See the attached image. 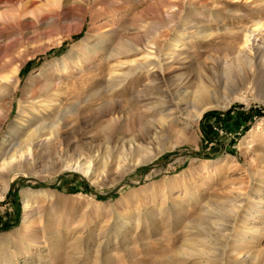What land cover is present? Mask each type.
<instances>
[{"label":"rangeland","instance_id":"rangeland-1","mask_svg":"<svg viewBox=\"0 0 264 264\" xmlns=\"http://www.w3.org/2000/svg\"><path fill=\"white\" fill-rule=\"evenodd\" d=\"M256 24L264 0H0V146L19 148L44 122L65 150L40 151L5 192L0 180V264H264V207L247 220L233 214L242 197L264 200V68L240 90L252 91L246 101L198 121L183 98L204 81L225 100L247 74L235 58ZM152 42L157 56L176 43L187 49L168 71L158 63L155 74L132 75ZM70 57L82 68L58 73ZM119 62L130 77L111 92L108 66ZM19 66L12 95L2 81ZM46 75L56 88L39 92ZM54 91L62 120L37 107ZM178 98L175 116L161 120L157 101ZM89 160L92 178L62 168Z\"/></svg>","mask_w":264,"mask_h":264},{"label":"bare ground","instance_id":"bare-ground-1","mask_svg":"<svg viewBox=\"0 0 264 264\" xmlns=\"http://www.w3.org/2000/svg\"><path fill=\"white\" fill-rule=\"evenodd\" d=\"M109 32H107V34H109ZM104 44H105L104 41H102L101 45H99L98 47H87L86 49H84L83 60H85L87 63H90L92 59L94 58L97 50L100 49ZM159 47L161 46L159 45ZM170 47L171 49H169L168 51L165 50L164 53H162L161 55L159 54L157 56L158 53L156 54V52L158 49H157L156 43L155 42L150 43L145 49V55L143 56L144 61L142 63H137L135 65L130 66L132 75L139 76L145 73L147 76L148 75L150 76L152 74H155L157 71V68L159 69V66L157 67L158 63H161V65L166 66L165 69L167 67H172L174 63H176L178 60L182 58V54L184 51H186L187 48H186L185 42H182L180 44L176 43V44H173L172 46L170 45ZM263 50H264V24L263 25L256 24L252 29L247 30L244 40L240 43L237 49V54L235 58L236 63L238 64V67H240V69H241V66H245L248 68L247 74H244L238 80V82H236L237 86L235 83V87L229 89L227 96H225V100L221 101L219 99H216L214 96H212L210 92H208L209 91L208 85H206L204 81L200 82V84L196 87L194 92L188 95H185L184 97L181 96L184 99L185 97H189L188 99L190 102L188 101V104L185 107L188 106V109L190 107L194 110L193 113H191L194 121L200 120L202 116L205 115V113H207L211 109H221V110L227 109L228 106L231 104V102L237 101V100L246 101L247 94L248 95L251 94L252 96V91H248L247 94H243L240 92V90L244 87V85L246 84L248 80H251V78H257L262 73L261 69L262 67L264 68V57L262 56ZM119 51H120V48H119ZM121 53H123V51ZM115 55L118 56L119 54H117V52H115L114 54V50H113L111 53H109L108 58L113 59ZM259 55H260V60L257 61V57L259 58ZM70 61L71 62L63 64V65L57 64L56 66L58 68L55 67L57 69V72L58 73L61 72L62 74L68 76V73L70 72L69 68L71 65H73L76 68H80V69L82 68V65H83L82 60L76 57L75 58L70 57ZM124 67H126V64L121 63V62L118 63V66H115V65H112V67L108 66V69L110 72H109V77L107 79V82L110 85L108 90L111 89V92H113L114 88L116 87L118 88L123 87L126 84V80L128 79V77H130L128 75L130 72L125 73L121 71V68H124ZM16 69L17 70H14V72H12L13 73L11 74L12 76L5 77L3 78V81H2V83L5 84V87L10 90V93L12 95H14L16 90L18 89L19 74L21 71V66H19ZM50 77H53V76L46 75L44 77L43 81L46 84L45 86L39 87L38 89L39 92H43L45 90L52 91L53 88H56V85H53L52 83L47 82L48 80H50ZM262 77H264V75H262ZM262 77L261 79L259 78L260 81L262 80ZM232 78L233 76L228 74L227 79L231 80ZM176 88L178 87L176 86ZM180 89L182 88L180 87L179 90ZM54 92H55L54 94L56 95L55 100H45V99L42 100L41 99L38 102H36L37 107L39 109H42L44 112H48V113L55 111L59 120H62L64 116V112L62 109L58 108L57 107L58 104L55 103L60 99L61 96L59 92L57 91H54ZM182 93H180L179 95H183L185 91L183 94ZM36 95L37 93L30 92L29 96H31V103L34 100H36V97H37ZM164 100L160 99L159 101H157L156 108L157 109L159 108L161 112L165 113V115L161 117V120L171 119L173 116H175L176 113L174 114V112L171 111L170 109L173 107H174V110L179 109L181 100L178 98L177 101L174 103L168 102V101L166 102V99ZM263 101H264V98L262 99V102ZM181 111H183V109ZM188 115H190L189 112L187 113V116ZM261 127H262V121H260V123L255 126V128L251 132V135H256L257 132L261 130L260 129ZM47 128L51 129L50 133H46ZM53 130H54L53 125L49 127L48 125H46V123L43 122L39 125V127L36 130H34L33 128L31 129V131L26 132L25 139L20 140L19 142L20 144L18 143L19 148L17 149L10 148L9 150H6V148H2L3 146L2 147L0 146V180H1V185H2L4 192L7 190L9 186L8 185L9 175H11L12 173L16 171L17 172L20 171L22 168H27L28 170H30L33 167H35L36 154L38 155L40 151H43V150L45 151L50 148L56 149L57 147H60L59 152H57V154L59 156H61V154H65V150L62 151L61 149L62 144L60 143L59 136ZM62 162H63L62 168L63 169L65 168V170H80V171H84L86 173V176L88 177L90 176L92 178L94 176L93 163H91V160L85 162L84 167L79 162L77 163H71V161L70 162L62 161ZM125 167H126L125 164L118 166V170L124 169ZM2 193H0V200L3 199ZM242 199L243 200L239 199V205L236 207V211L233 212L235 220L236 218L241 219V220L243 219L247 220L246 219L247 215L254 208H256L257 206L264 207L263 199L257 198L256 200V198H253L250 196L247 198L242 197ZM23 206H24L23 209L25 210V212L29 211L33 207L29 200H25ZM248 206H251L253 208L250 211L246 210Z\"/></svg>","mask_w":264,"mask_h":264}]
</instances>
